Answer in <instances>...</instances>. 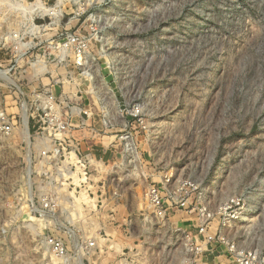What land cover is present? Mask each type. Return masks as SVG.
<instances>
[{"label":"rangeland","instance_id":"374dc122","mask_svg":"<svg viewBox=\"0 0 264 264\" xmlns=\"http://www.w3.org/2000/svg\"><path fill=\"white\" fill-rule=\"evenodd\" d=\"M35 4L57 11L32 13L43 38L66 30L86 37L101 83L127 109L140 103L146 121L128 127L133 152L124 171L110 151V166L94 174L115 187L90 224L92 233L108 225L109 235L97 239L107 253L85 252L75 263L117 262L129 247L131 264H204L215 254L238 264L249 252L264 264V0H24ZM5 18L0 13V23ZM22 20L12 15L16 28ZM9 57L0 51V64ZM42 83L49 79L31 85ZM17 157L0 147V264H60L40 225L18 219L10 204L19 173L8 164ZM165 175L171 207L161 219L143 192ZM202 224L215 237L209 242ZM63 239L70 247L88 240Z\"/></svg>","mask_w":264,"mask_h":264},{"label":"built area","instance_id":"2783aa9c","mask_svg":"<svg viewBox=\"0 0 264 264\" xmlns=\"http://www.w3.org/2000/svg\"><path fill=\"white\" fill-rule=\"evenodd\" d=\"M6 2L0 8L6 15L0 23V51L10 57L8 65L0 64V147L14 149L18 157L8 168L16 166L19 173V179L10 184V204L18 219L26 217L25 221L40 225L45 246L60 264H76L85 252L91 257L105 255L107 249L97 239L109 235L108 225L92 233L90 224L110 203L115 187L108 177L96 181L94 174L110 166V151L121 157L111 168L124 171L127 155L133 152L128 127L138 124L145 128L143 107L135 103L127 109L101 83V76L89 64L86 37L66 30L51 39L43 38L39 32L43 24L36 26L31 15H56L55 9L43 4L26 6L24 0ZM15 13L23 16L18 28L12 22ZM35 39L38 44L33 47ZM37 46L43 48L42 54L32 53ZM41 76L49 83L32 86ZM97 153L103 156L99 158ZM143 199L158 218L166 219L171 207V175H165L162 186L149 184ZM180 205L185 206L186 201ZM200 232L208 239L205 242L215 238L204 224ZM63 237L88 240L70 247ZM130 250L124 248L119 261L107 264H131ZM237 260L238 264L255 263L251 252L238 255ZM80 264L86 263L82 260ZM88 264L102 263L88 260ZM194 264L202 263L197 260Z\"/></svg>","mask_w":264,"mask_h":264},{"label":"crops","instance_id":"0c3cea01","mask_svg":"<svg viewBox=\"0 0 264 264\" xmlns=\"http://www.w3.org/2000/svg\"><path fill=\"white\" fill-rule=\"evenodd\" d=\"M215 256V257H214ZM204 264H228V260L223 255H210L204 258Z\"/></svg>","mask_w":264,"mask_h":264},{"label":"bare ground","instance_id":"6f19581e","mask_svg":"<svg viewBox=\"0 0 264 264\" xmlns=\"http://www.w3.org/2000/svg\"><path fill=\"white\" fill-rule=\"evenodd\" d=\"M4 72V71H3ZM1 73V72H0Z\"/></svg>","mask_w":264,"mask_h":264}]
</instances>
